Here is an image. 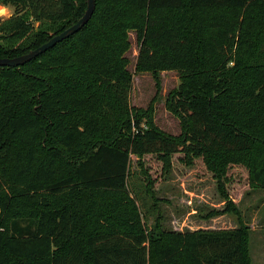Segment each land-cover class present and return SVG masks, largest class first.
I'll return each mask as SVG.
<instances>
[{
	"label": "trees",
	"instance_id": "obj_1",
	"mask_svg": "<svg viewBox=\"0 0 264 264\" xmlns=\"http://www.w3.org/2000/svg\"><path fill=\"white\" fill-rule=\"evenodd\" d=\"M0 5L13 9L0 56L15 57L77 22L87 0ZM130 31L137 72L181 75L167 100L179 136L131 104ZM177 152L203 153L213 170L223 154L224 181L241 165L264 188V0H96L78 32L0 66V264H252L246 224L147 232L129 189L132 154Z\"/></svg>",
	"mask_w": 264,
	"mask_h": 264
},
{
	"label": "rangeland",
	"instance_id": "obj_2",
	"mask_svg": "<svg viewBox=\"0 0 264 264\" xmlns=\"http://www.w3.org/2000/svg\"><path fill=\"white\" fill-rule=\"evenodd\" d=\"M6 7L13 14V9ZM38 25L39 22L35 21L34 26ZM129 40L131 46L126 56L132 72V106L143 110L154 108L157 125L169 134L181 135L184 125L167 104L170 93L180 87V73L175 70L137 72L138 44L134 31H130ZM104 100L122 113L111 98L106 96ZM205 157L198 152H177L163 159L156 154H132L129 189L136 199L147 232L157 224L177 231L234 229L246 224L251 231L252 264H264V188L250 183L241 165L230 167L229 179L224 181L220 171L225 165L224 155L216 156L217 170L210 168ZM56 161L61 167L59 176L65 175L68 165L61 158ZM222 190L233 199L236 211L226 210L228 199ZM78 196L79 200L86 199L85 194ZM54 202L58 205L57 201Z\"/></svg>",
	"mask_w": 264,
	"mask_h": 264
},
{
	"label": "water",
	"instance_id": "obj_3",
	"mask_svg": "<svg viewBox=\"0 0 264 264\" xmlns=\"http://www.w3.org/2000/svg\"><path fill=\"white\" fill-rule=\"evenodd\" d=\"M96 8V0H87V9L83 16L78 19L77 22L63 30L62 32L52 36L48 41L41 44L37 48L30 50L29 52L15 56V57H1L0 56V66H19L23 65L32 59L38 57L40 54L55 46L57 43L63 41L64 39L70 37L71 35L78 32L83 26H85L91 19ZM2 17H0V21Z\"/></svg>",
	"mask_w": 264,
	"mask_h": 264
},
{
	"label": "clouds",
	"instance_id": "obj_4",
	"mask_svg": "<svg viewBox=\"0 0 264 264\" xmlns=\"http://www.w3.org/2000/svg\"><path fill=\"white\" fill-rule=\"evenodd\" d=\"M11 11L8 7L0 5V17L9 18L11 16Z\"/></svg>",
	"mask_w": 264,
	"mask_h": 264
}]
</instances>
